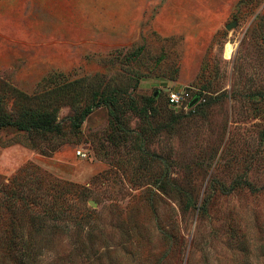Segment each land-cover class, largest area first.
Segmentation results:
<instances>
[{
	"label": "rangeland",
	"instance_id": "rangeland-1",
	"mask_svg": "<svg viewBox=\"0 0 264 264\" xmlns=\"http://www.w3.org/2000/svg\"><path fill=\"white\" fill-rule=\"evenodd\" d=\"M6 119L0 234L30 264H264V0H0Z\"/></svg>",
	"mask_w": 264,
	"mask_h": 264
},
{
	"label": "trees",
	"instance_id": "trees-1",
	"mask_svg": "<svg viewBox=\"0 0 264 264\" xmlns=\"http://www.w3.org/2000/svg\"><path fill=\"white\" fill-rule=\"evenodd\" d=\"M199 94L201 95L200 91H199ZM107 99H111V96H108L103 101L107 102ZM150 100L152 101L154 99L150 98ZM167 103H168V101H167ZM99 105H100L99 101H96V102L94 101V102L84 106L82 108V110L79 112L78 117L73 121V124L76 127H79L83 123L85 118L94 110V108L99 106ZM7 124L15 125L18 128L23 129V130H28L30 128V125L24 121L7 120V119L6 120H0V126H4ZM56 126H57V124H52V122H42V123H36L34 127L42 129V130H51V129H54ZM260 135H261V139L264 141V129L261 131ZM240 185H246L251 191L256 190L255 188H253V186L249 182H247L245 180H241V179H236L228 188L223 189L222 192L228 194V193L232 192L233 190H235ZM219 189L221 190L222 187L219 186ZM186 206H191V199L190 198L187 199ZM204 206L205 205L203 204L202 206H200L198 208H200V210H201V209H203ZM83 218H84V220H86L87 216L85 215ZM72 223H74L73 228H75V230L77 232H89L90 231V229H88L87 231L85 230V228L87 227L88 224L83 223L82 220L76 219ZM19 237L23 238V235L16 236L14 234H7L6 237L4 238L3 234L1 233L0 234L1 249H3V251H4L5 258L7 260H9V262L12 261L13 262L12 264H30V260L33 259V257H31V254H29L28 249L27 248L23 249L21 243L19 244V243L15 242V240H18Z\"/></svg>",
	"mask_w": 264,
	"mask_h": 264
},
{
	"label": "built area",
	"instance_id": "built-area-1",
	"mask_svg": "<svg viewBox=\"0 0 264 264\" xmlns=\"http://www.w3.org/2000/svg\"><path fill=\"white\" fill-rule=\"evenodd\" d=\"M197 97V102L190 106L191 100ZM167 101L168 104L174 108H187L191 109L195 105L204 101L203 97L199 94L198 89H188L187 87H181L179 89H169L167 91ZM77 155L85 157L87 153L82 151V149L76 150Z\"/></svg>",
	"mask_w": 264,
	"mask_h": 264
},
{
	"label": "water",
	"instance_id": "water-1",
	"mask_svg": "<svg viewBox=\"0 0 264 264\" xmlns=\"http://www.w3.org/2000/svg\"><path fill=\"white\" fill-rule=\"evenodd\" d=\"M157 90L154 92V95H156L157 94ZM197 102V97H194L192 100H191V102H190V106H192L193 104H195Z\"/></svg>",
	"mask_w": 264,
	"mask_h": 264
}]
</instances>
